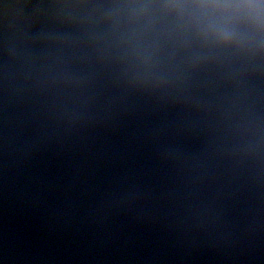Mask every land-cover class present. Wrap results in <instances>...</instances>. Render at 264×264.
I'll use <instances>...</instances> for the list:
<instances>
[{
    "label": "water",
    "instance_id": "water-1",
    "mask_svg": "<svg viewBox=\"0 0 264 264\" xmlns=\"http://www.w3.org/2000/svg\"><path fill=\"white\" fill-rule=\"evenodd\" d=\"M0 264H264V0H0Z\"/></svg>",
    "mask_w": 264,
    "mask_h": 264
}]
</instances>
